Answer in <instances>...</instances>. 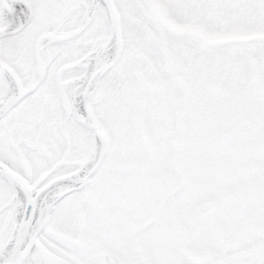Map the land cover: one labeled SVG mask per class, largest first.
<instances>
[{"label": "snow or ice", "instance_id": "obj_1", "mask_svg": "<svg viewBox=\"0 0 264 264\" xmlns=\"http://www.w3.org/2000/svg\"><path fill=\"white\" fill-rule=\"evenodd\" d=\"M0 264H264V0H0Z\"/></svg>", "mask_w": 264, "mask_h": 264}]
</instances>
